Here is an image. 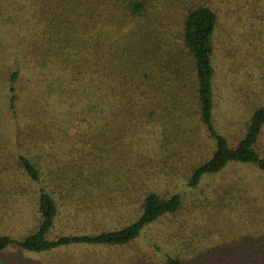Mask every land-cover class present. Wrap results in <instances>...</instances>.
I'll use <instances>...</instances> for the list:
<instances>
[{
  "label": "trees",
  "instance_id": "16d2710c",
  "mask_svg": "<svg viewBox=\"0 0 264 264\" xmlns=\"http://www.w3.org/2000/svg\"><path fill=\"white\" fill-rule=\"evenodd\" d=\"M262 57L264 0H0V173L35 186L37 215L19 240L0 236V251L79 245L106 250L92 264H264L258 199L250 197L245 213L262 219L260 237L232 250L222 237L198 233L205 209L186 206L188 193H179L235 166L257 173L235 178L236 190L264 192V105L237 136L214 124L217 77L228 64ZM65 141L85 147L86 158L100 155L104 170L84 176L81 165L65 164L55 171L53 152ZM110 161L131 175L127 186L116 177L112 189L134 191L135 217L98 234L51 239L59 217L78 216L81 202L96 198L97 180L111 185ZM116 191L131 203L129 191ZM184 212L190 221H176ZM173 219L176 229L166 230ZM154 225L164 228L147 257L139 248Z\"/></svg>",
  "mask_w": 264,
  "mask_h": 264
},
{
  "label": "rangeland",
  "instance_id": "374dc122",
  "mask_svg": "<svg viewBox=\"0 0 264 264\" xmlns=\"http://www.w3.org/2000/svg\"><path fill=\"white\" fill-rule=\"evenodd\" d=\"M262 59L247 61L244 66L239 62L228 64L227 72L217 77L219 88L214 96V124L216 129L220 133L226 134L227 137L239 135L243 131L251 112L256 107L264 105V76L260 79L264 75ZM222 63L221 60L216 62L218 73H221L219 67ZM72 133L73 131L70 132V134ZM56 144L53 158L60 163H54L52 160L51 164H55V171L56 167H58V172L59 167L65 164L68 166L81 165L82 168L77 171L82 172L84 176L104 170L100 155H98L99 159L86 158V148L79 147L75 142L65 141ZM258 148L264 153V129L259 138ZM107 164L111 165L115 172L111 178V185L104 178L97 180L98 189H95V192L98 195L96 198L81 202L84 209L82 210L83 213L81 212L78 216L73 217L70 214L59 217L51 229V239L60 235L98 234L104 224L117 226V223H127L128 220L135 217L133 210L136 198L133 195L136 194L134 191L129 187L112 189L116 185L114 184L116 177L119 180L122 179L124 184L131 180V175L128 176L124 169L119 168L117 164L111 161ZM235 167L230 171L225 170V173L204 178L197 187L191 190L183 185L179 189L178 181L174 185L175 188L178 187L179 193H188L184 197L186 206H193L194 208L197 205L201 210L205 209L203 216H200L201 221L197 224L200 227L198 233L205 235L210 233L212 240H218V237H222L229 244L228 248L232 250L242 238L255 242L254 237H260L263 226L262 219H257L258 216L253 218L255 216L251 213H245V206L251 203L250 197L259 200L258 208L264 207L261 200V195L264 192H261L260 189L246 188L242 184V187L236 190V187L232 185L236 182L235 178L241 179V183L245 178L250 180V176L257 174L256 169L238 167L234 170ZM68 172L73 173L70 170ZM104 184L109 189L104 190ZM124 186L127 185L124 184ZM123 188L129 191V198H132L130 204L128 203V196H125V191L121 195L116 191ZM113 190H115L114 193ZM35 191V186L28 184L22 175L19 176L12 172L0 173V236L19 240L32 232L37 223L33 196ZM87 207H89L88 210ZM184 210L186 211V209ZM186 215L189 213H179L176 221L188 223L190 220L187 221ZM176 221L173 219L170 223H163V225L167 226L166 230L169 227L174 229ZM96 224L97 227H95ZM163 228L162 225H154L146 229L142 247L139 248L145 256H152L151 243L156 241L154 236L160 233ZM187 235L188 233L185 231L184 236ZM105 252V249L76 245L36 254L24 251L17 245H11L0 251V264H92L95 261H101ZM103 263L107 264V261L98 262V264Z\"/></svg>",
  "mask_w": 264,
  "mask_h": 264
}]
</instances>
